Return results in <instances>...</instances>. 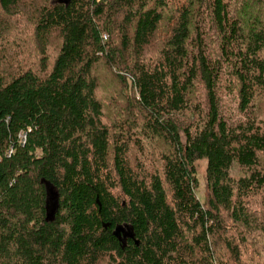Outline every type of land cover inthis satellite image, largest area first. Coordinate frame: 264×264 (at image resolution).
Returning <instances> with one entry per match:
<instances>
[{"label": "trees", "instance_id": "16d2710c", "mask_svg": "<svg viewBox=\"0 0 264 264\" xmlns=\"http://www.w3.org/2000/svg\"><path fill=\"white\" fill-rule=\"evenodd\" d=\"M233 1L0 0L37 54L0 49V264H264V0Z\"/></svg>", "mask_w": 264, "mask_h": 264}, {"label": "rangeland", "instance_id": "374dc122", "mask_svg": "<svg viewBox=\"0 0 264 264\" xmlns=\"http://www.w3.org/2000/svg\"><path fill=\"white\" fill-rule=\"evenodd\" d=\"M44 0H24L25 5L27 6V4L29 2H33V4L35 3H42ZM141 2V6L142 7H146L150 4V0H140ZM173 1L174 3H176L178 6L182 3H184V0H170ZM35 2V3H34ZM232 2V6H236L235 1L231 0ZM239 2V0H237V3ZM30 6H32V4H28ZM141 6L139 5L138 9H141ZM4 19H5V24H6V29L2 34V39H0V49H13L14 47L12 46V42L11 44H9L7 42V40H10L13 38V34L17 33H21V36L18 37L20 40V44L23 46L24 44L21 43V39L22 42L24 41L26 43V45H24V47H22L24 49V51L26 52V49L28 51L29 54V58L34 61L37 57L36 51H35V44L33 41V34H32V19H31V15L29 13H27L25 10L22 9L21 12V8L20 11L18 13H16L15 15H8V16H4L2 14H0ZM205 18L203 17L202 19H200V23L199 25L201 26V30H202V38H203V49H204V53L205 55L211 57L212 56V50L214 51L215 49H217L218 46V38H217V34L213 33L215 32L214 29L212 28V30H209L211 27V24L208 22V20H204ZM0 34V35H1ZM11 34V36H10ZM8 35V38H7ZM22 51V50H21ZM223 76H227V73H225ZM106 79H108V77L106 76ZM128 80H130L129 78H127ZM122 93L124 94L125 91L124 89H122ZM125 95V94H124ZM202 102L204 101V97H201ZM224 100L226 101L225 104H230V111H229V115L231 120H235L237 118H239L240 116H237L238 114L235 111V107H236V102L235 101H231L230 102V97L229 95H225L224 94ZM111 109L114 105V102L116 104V101L118 102L119 100L114 99V93L111 95ZM236 114V115H235ZM205 161L201 160L198 161L197 163V177H198V186L196 188V194L197 197L200 199V201L202 202L203 205H206V189H205ZM237 169L233 174H237ZM264 212V205H262L260 207V210H258V215L262 214Z\"/></svg>", "mask_w": 264, "mask_h": 264}, {"label": "water", "instance_id": "95a60500", "mask_svg": "<svg viewBox=\"0 0 264 264\" xmlns=\"http://www.w3.org/2000/svg\"><path fill=\"white\" fill-rule=\"evenodd\" d=\"M61 1H68V0H61ZM113 235L117 237L119 242L121 243L122 247L126 245L127 239H134L135 240V234L133 231L132 226L127 224H118L114 227L112 231ZM136 243H138L137 240H135Z\"/></svg>", "mask_w": 264, "mask_h": 264}, {"label": "built area", "instance_id": "2783aa9c", "mask_svg": "<svg viewBox=\"0 0 264 264\" xmlns=\"http://www.w3.org/2000/svg\"><path fill=\"white\" fill-rule=\"evenodd\" d=\"M104 38H106L105 35H104ZM18 139H19V142L21 144H23L25 142V140H26V135L23 132H21L18 135ZM12 152H13V148L12 147H9V149L6 150L5 154L9 155Z\"/></svg>", "mask_w": 264, "mask_h": 264}]
</instances>
